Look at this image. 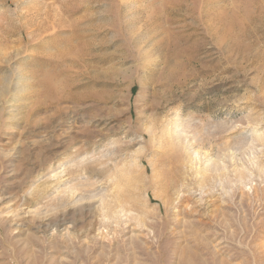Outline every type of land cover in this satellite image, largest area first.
<instances>
[{"label": "rangeland", "instance_id": "374dc122", "mask_svg": "<svg viewBox=\"0 0 264 264\" xmlns=\"http://www.w3.org/2000/svg\"><path fill=\"white\" fill-rule=\"evenodd\" d=\"M0 264H264V0H0Z\"/></svg>", "mask_w": 264, "mask_h": 264}]
</instances>
